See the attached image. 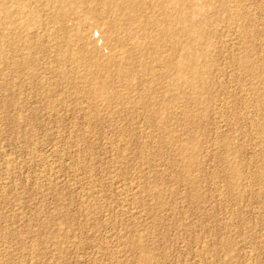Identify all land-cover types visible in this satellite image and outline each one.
Segmentation results:
<instances>
[{
	"label": "rangeland",
	"instance_id": "1",
	"mask_svg": "<svg viewBox=\"0 0 264 264\" xmlns=\"http://www.w3.org/2000/svg\"><path fill=\"white\" fill-rule=\"evenodd\" d=\"M0 1V264H264V0H200L190 10L208 35L152 34L163 58L194 40L195 85L156 63L154 82L99 71L100 91L90 69L108 61L72 17L101 47L98 15L179 25L100 2Z\"/></svg>",
	"mask_w": 264,
	"mask_h": 264
},
{
	"label": "bare ground",
	"instance_id": "2",
	"mask_svg": "<svg viewBox=\"0 0 264 264\" xmlns=\"http://www.w3.org/2000/svg\"><path fill=\"white\" fill-rule=\"evenodd\" d=\"M15 1L17 2V0H15ZM20 1H18V2H20ZM22 1H21V3L23 5V3H25V2L24 1L22 2ZM199 1L200 0H153V5H155L159 8L158 11L160 13H159V17H157V15H154L153 13L151 16L149 15V17H151L152 19L147 18L146 14L143 13L144 11L140 6L142 3V0H124V3L121 0L117 1L116 3L113 0H79V1H76L75 2L76 7L86 6V7L91 9L92 4H99V2L101 3L99 5H101V7L103 9L115 7L122 14V17L120 16V18H123V16L125 15L126 17H124V19H127L129 22H132V23L136 20H138L142 23L146 22V21H152V22L153 21L154 22L155 21L156 22L163 21V22H171L174 25H179V29H180V31L177 29V32L167 31L165 29H161V30L157 29L156 31L154 30L153 32L148 33L145 31V29H143L144 23L141 25V27H142L141 29L138 28L137 30H135V29L128 28L126 26L122 27L120 19L118 21L115 20L114 22H111L109 20L104 19V17L102 15H98L99 18L97 20L96 25H97V28L99 29V32H100L99 37L101 38L102 43H103L102 47L104 46L103 48H108V53L105 55V54H102L103 53L102 47L97 45L96 40L94 39V36L91 33V28H90L89 24H85V21L81 20L79 17H72L69 21L74 22V24L78 27L76 30L77 31L76 32L77 37L81 40V42L83 43V45L85 47L87 46L90 48L89 50H92L91 52H93V54H95L93 56H95L96 62L99 61L100 59H104V58L108 61V62H106L104 60L105 63H108L107 65H104L103 63H101L104 66H102L101 64H100L101 65L100 66L98 63H95V65L93 64L92 69H90V67H89V69L92 70L91 73L94 75L91 77L93 82L95 81L94 80L95 77H98V74L100 73L99 71H103V72L105 71L106 73L109 74L113 70L115 71V75H116L115 78H117V79L120 77L121 78L123 77V79H124V77H126V79H130V80L131 79H138L140 82V80L143 81V79H142L143 76L148 75V77H150V79H152V81H153V79H155L157 77V70L155 67L156 63H157V65L160 63L164 66L163 68L167 71L175 69V67H176L178 69V71H180L179 73L187 76V81L189 82L190 86L193 84L195 85L198 82V80L201 78V75H202L200 73L199 67L197 65V60L199 57L204 56V52L192 49V47H193L192 44H193V41L195 40L194 38L196 36L208 35L205 33V30H204L205 24H201V21H199V22L193 21V15L191 14L190 9H191L192 5H194L196 2H199ZM209 1L211 2V0H208V2ZM54 2H56L55 4H57L59 6V9H61L62 11H65L68 8H71L70 4L62 3L58 0H55ZM0 3H1V1H0ZM59 4H61V5H59ZM201 4H202V2H201ZM22 5H21V7H22ZM146 5H147V3H146ZM210 5H211V3H210ZM235 5L236 4H234V6ZM24 7H26V6H24ZM148 7H150V6H148ZM25 9H27V8H25ZM1 10L3 11L2 7H1ZM18 10H20V7ZM4 11H5V9H4ZM27 14H28L30 20H32L33 12H32L31 8H29V10L27 11ZM19 15H21V13H19ZM84 18H85V16L83 17V19ZM87 18L91 19L92 16H87ZM24 19L27 20V18H24ZM58 20L60 21L59 23H62V25L64 26V22L63 21L61 22L62 19H58ZM20 21H22V20H20ZM27 22H29V21H27ZM242 22H244V21H242ZM32 23H33V21H32ZM204 23L209 24L210 20H206V21H204ZM25 25L28 26V24H25ZM25 25H23V26H25ZM234 26H236V25H234ZM30 27H28V28H30ZM152 34L162 35V36L169 35V34L176 36L177 34H179V36L180 35L182 37L185 36V38L186 37L189 38L191 36L194 40H191L190 42L186 41L185 43H183L182 53L179 55L180 57H178V58L173 57L172 55L175 53L174 52L170 53L171 51H173L171 49V51L169 52V55L165 56L166 54L163 53V54H165L164 55L165 57L163 58V56L160 54V51H159V45L155 41H152V39L154 37ZM68 38H71V37H68ZM123 38H124V40H123ZM66 41H68V40H66ZM70 41H68V42H70ZM123 41H129V43L131 44V48L126 52L125 51H122V52L117 51L116 52L112 48V46H110L112 44V42L122 44ZM194 45H196V44H194ZM169 47H170V45H169ZM80 52L81 51L76 50V52H74V54H78ZM83 52H85V51H83ZM61 63L63 64V62H61ZM115 75H113V76H115ZM66 76H67V74H66ZM105 76H107V75H105ZM117 79H116V81H117ZM182 81H184V78ZM199 81H202V80H199ZM94 83H95V85L92 83L90 86H88V89H97L100 91L108 85L107 81H102V82H97V83L94 82ZM112 83H110V85H112ZM116 83H118V82H116ZM185 83H186V81H185Z\"/></svg>",
	"mask_w": 264,
	"mask_h": 264
}]
</instances>
